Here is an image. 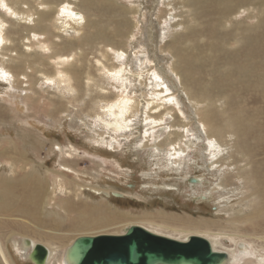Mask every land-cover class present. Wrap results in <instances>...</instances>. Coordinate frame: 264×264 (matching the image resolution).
Listing matches in <instances>:
<instances>
[{
  "label": "rangeland",
  "instance_id": "374dc122",
  "mask_svg": "<svg viewBox=\"0 0 264 264\" xmlns=\"http://www.w3.org/2000/svg\"><path fill=\"white\" fill-rule=\"evenodd\" d=\"M0 23V176L20 199L43 177L52 210L0 212L10 263L33 264L25 237L62 264L76 238L141 226L264 264V0H0ZM261 46L240 83L234 56Z\"/></svg>",
  "mask_w": 264,
  "mask_h": 264
},
{
  "label": "water",
  "instance_id": "95a60500",
  "mask_svg": "<svg viewBox=\"0 0 264 264\" xmlns=\"http://www.w3.org/2000/svg\"><path fill=\"white\" fill-rule=\"evenodd\" d=\"M197 183V179L191 180V184ZM201 200L205 201L206 197ZM47 257V249L38 244L30 261L45 264ZM227 258L228 254L214 252L200 237L182 243L137 226L121 236L79 237L68 251L71 264H223Z\"/></svg>",
  "mask_w": 264,
  "mask_h": 264
},
{
  "label": "bare ground",
  "instance_id": "6f19581e",
  "mask_svg": "<svg viewBox=\"0 0 264 264\" xmlns=\"http://www.w3.org/2000/svg\"><path fill=\"white\" fill-rule=\"evenodd\" d=\"M7 4H8V1H5ZM242 3V1H239ZM42 3V2H41ZM18 4H21V3H18ZM227 4V3H225ZM16 6V5H15ZM225 6V5H224ZM228 6V5H226ZM10 9H11V6H10ZM13 12V11H12ZM65 13H69L70 15L74 16V17H81V13H74L73 11H63ZM125 12V11H124ZM123 13V12H122ZM67 14V15H69ZM26 15V14H25ZM40 15V14H39ZM24 17V16H23ZM82 18V17H81ZM25 19H26V16H25ZM41 22V21H40ZM226 23V21H225ZM3 24V23H2ZM0 23V28H1V25ZM125 27L127 28V25H125ZM4 28V27H3ZM125 28V29H126ZM244 31V30H243ZM46 32V31H45ZM41 33V32H40ZM92 38V37H91ZM94 38V37H93ZM96 38V37H95ZM49 41V40H48ZM44 46V45H43ZM110 49V48H108ZM262 57V46L257 48L254 52H247V53H244L243 54H237V56H234V61L235 63L237 64L239 68V70L241 71V76L243 78V80H240V83H247L249 85V83L246 81V77H245V74L247 73V69H249V66L250 64L252 65V63H254L256 65V61H257V58H261ZM62 59V56L60 57ZM144 58V57H143ZM182 62H185L183 60H181V63ZM180 63V61H179ZM129 64V63H128ZM232 65V64H231ZM181 67V66H180ZM256 67V66H255ZM253 67V68H255ZM261 67V66H260ZM264 67V66H263ZM3 69V68H2ZM179 69V68H178ZM9 71V70H8ZM113 71V70H112ZM64 71H59V74L58 76L60 75V73H63ZM117 72V71H116ZM120 72V71H119ZM115 73V72H114ZM236 73V72H235ZM113 74V73H112ZM120 74V73H119ZM138 74V73H137ZM253 74V72H252ZM262 74V73H261ZM264 74V73H263ZM117 75V74H116ZM124 75V74H123ZM135 75V74H134ZM142 75V74H141ZM127 76V75H126ZM133 76V75H132ZM235 76V75H234ZM237 76V75H236ZM117 77V76H116ZM123 77V76H122ZM129 77V76H128ZM134 77V76H133ZM130 78V77H129ZM258 78V77H257ZM256 78V79H257ZM122 79V78H121ZM120 79V80H121ZM126 79V78H125ZM124 79V80H125ZM133 79V78H132ZM136 79V78H135ZM241 79V77H240ZM128 80V79H127ZM126 80V81H127ZM250 80V79H249ZM237 81V80H236ZM125 82V81H124ZM224 82V81H223ZM228 82V81H227ZM69 83V82H68ZM239 83V84H240ZM223 84L225 85V83H221V85L223 86ZM246 85V84H245ZM155 86V85H154ZM264 86V84H263ZM254 87H262V85H257V86H254ZM253 87V88H254ZM264 88V87H263ZM230 90V89H229ZM258 90V88H257ZM260 90V89H259ZM262 90V89H261ZM127 99V98H125ZM252 99V98H251ZM129 101V100H128ZM119 103V102H118ZM123 103V102H122ZM121 103V104H122ZM113 105V104H112ZM117 107V105L115 106ZM113 108L114 110L116 108ZM125 107V106H124ZM128 107V106H127ZM126 107V108H127ZM106 108V107H105ZM108 108V107H107ZM104 109V108H103ZM111 109V108H110ZM109 109V110H110ZM112 109V110H113ZM123 110V109H122ZM111 111V110H110ZM121 111V110H119ZM115 112V111H113ZM112 112V115L114 114ZM124 112V111H123ZM108 113V112H107ZM205 114V113H204ZM214 114V113H213ZM110 115V114H109ZM121 115V113L119 114ZM209 115V114H208ZM106 116V115H105ZM115 116V115H114ZM113 116V117H114ZM212 116H215V115H212ZM109 117V116H107ZM112 117V118H113ZM117 117V116H116ZM203 117V122L200 121V123L202 122V124H204V127H205V130H206V133H207V136L211 135L212 133V127L215 126V121L213 119H211V116H204L202 115ZM120 118V117H119ZM108 119V118H107ZM110 119V118H109ZM125 119V118H124ZM201 119V118H200ZM113 120V119H112ZM117 120H118V117H117ZM127 120V118H126ZM105 121V119H104ZM114 121V120H113ZM109 122V121H108ZM117 122V121H116ZM124 122V120H123ZM105 123V122H104ZM110 123V122H109ZM132 123V122H131ZM147 123V122H146ZM231 124V123H230ZM122 125V124H121ZM125 125V124H124ZM109 126V125H108ZM111 126V125H110ZM117 128V127H116ZM169 143V142H167ZM2 155V154H1ZM68 168L66 166H64V171L66 172H70L69 170H67ZM258 177V176H257ZM252 183V182H251ZM61 184V183H60ZM0 212H2L4 210L5 213H17L18 215H23V216H34L37 212H39L40 210H42V212L49 216L52 212V210H48L46 208V206L49 204V201L46 197V195L48 194L47 191L49 190V185L47 184V181L43 178V177H40L39 175H36L34 177H32L31 179H26L25 181L21 182V186L23 188H28L29 189V192L28 193H24V195H22L21 199H20V196L17 194V190H18V183L16 184L15 181H7V178H5L4 175L0 176ZM59 185V184H58ZM253 186V185H252ZM61 189V187H60ZM21 190V189H20ZM25 191V190H24ZM19 193V192H18ZM116 197L118 196V198H122V195L117 193V195H115ZM16 199L19 200V204L16 202ZM63 212L66 213L67 211H71L72 212H75L76 208L73 207L69 202H66L65 205H61ZM58 208V207H56ZM14 209V210H13ZM39 210V211H37ZM67 210V211H66ZM93 209L91 208L90 210L84 212V213H87L88 216H90L92 213H93ZM85 215V214H84ZM3 216V215H2ZM82 218V217H81ZM97 221V220H95ZM185 221V220H184ZM60 222V221H59ZM11 227H9L11 230L10 232L12 233V235L10 236H14L16 235V230H12V227L13 225H10ZM105 226V225H104ZM137 227H141V226H137ZM128 228V227H127ZM143 228V227H141ZM145 229V228H143ZM147 230V229H146ZM148 231V230H147ZM151 232V231H149ZM152 233V232H151ZM155 234V233H153ZM94 235V234H93ZM93 235H89V237H97V236H93ZM155 235H159V234H155ZM23 236V234H22ZM100 236V235H99ZM113 236H121V235H113ZM159 236H162V235H159ZM83 237H88V236H83ZM162 237H166V238H169V239H173V240H176L174 238H171V237H168V236H162ZM192 237H200L202 239H205L201 236H191L189 238L188 241H182V240H177V241H180L182 243H188L190 242V239ZM78 239V238H76ZM74 239L73 241H71V243L68 245V247L64 250V253L62 254L61 258L58 260L57 263L61 262L62 264H71L69 262V259H68V251H69V248L72 246V244L75 242ZM209 244H210V247L212 248V250L216 253H226L228 254V258L226 259V261L223 263V264H244L246 263V259L251 256H257V252L254 251L253 253L250 252V250L246 249V244H243L242 242V248L241 250L243 249V251L239 250L237 252H235V250H230L228 251L223 245H221L220 243H218L216 240H213V241H208L207 239H205ZM42 243V242H40ZM40 243H37L35 241H32L31 238H28V237H25V238H22L21 242L18 243V244H21V250L23 251V253H25V256L28 257V259L30 260V257L31 255L33 254L34 250H35V247L36 245L40 244ZM40 245H43L47 251H48V257H47V260H46V263L45 264H56V263H53L52 262V259H53V252L57 251L58 249L57 248H52L49 244H46V243H42ZM67 245V244H66ZM239 246V244H238ZM61 247V246H60ZM251 247V245H250ZM259 254V253H258ZM0 255L1 257L3 258V261L5 262V264H9L10 261L7 260L6 258V254H5V250L2 246V243L0 242ZM262 255V254H260ZM258 257V256H257ZM0 263L3 264V262H1L0 260ZM12 264V263H10Z\"/></svg>",
  "mask_w": 264,
  "mask_h": 264
}]
</instances>
